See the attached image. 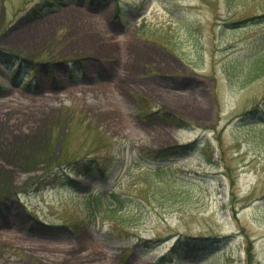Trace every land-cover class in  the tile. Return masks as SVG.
<instances>
[{
	"label": "rangeland",
	"instance_id": "374dc122",
	"mask_svg": "<svg viewBox=\"0 0 264 264\" xmlns=\"http://www.w3.org/2000/svg\"><path fill=\"white\" fill-rule=\"evenodd\" d=\"M263 8L0 0V47L23 60L14 76L0 60V264H264V75L226 66L264 48ZM100 136L115 158L105 176L59 171L66 144ZM141 151L172 154L146 166L174 160L164 175L190 180L178 200L124 175ZM91 186L125 193V229L90 215Z\"/></svg>",
	"mask_w": 264,
	"mask_h": 264
},
{
	"label": "trees",
	"instance_id": "16d2710c",
	"mask_svg": "<svg viewBox=\"0 0 264 264\" xmlns=\"http://www.w3.org/2000/svg\"><path fill=\"white\" fill-rule=\"evenodd\" d=\"M231 1V0H227ZM121 11L120 8L116 9V13L118 15H121L119 13ZM264 8L262 10V13L259 14L264 16ZM154 37V36H153ZM156 40L159 43H165L163 39L160 37H155ZM13 55L6 51L5 49L0 47V58L5 61L6 63L13 66L12 62H14ZM227 68L229 71H232L234 68H244V73L246 78L249 77H260L264 75V48L260 50L258 53H256L253 57L250 59L248 57H245L240 62H229L227 65ZM19 66L15 65L13 66V71L17 72L19 71ZM35 68H33L32 71H34ZM24 85V84H22ZM28 86H31L30 84ZM1 88V87H0ZM136 104L138 107H141L140 100L136 99ZM170 114L168 111H163V115ZM171 115V114H170ZM70 120V119H69ZM249 129L247 131V134L250 130H253L254 127H256V124H250ZM254 131V130H253ZM250 134V133H249ZM264 136V135H263ZM263 138V137H262ZM101 136L95 137L90 142V147H88L86 150L83 151V148L79 149H70L69 145L66 144L64 151L62 152L61 156L57 158V161H55L56 166L65 165L67 167V172L69 170H74L76 173L79 174H86L90 171H96L99 172L101 175H104L105 173L109 172L114 164V156L110 155V148L111 146L104 145L102 142ZM184 146H189L186 144H183ZM206 145H210V143L207 142ZM180 147V145H178ZM181 151L178 150L177 153ZM172 154H164L162 152H156L151 157H163L162 159H167ZM149 154H146L145 151H141L138 153V157L133 159V165L131 168L129 167L124 175L133 177L135 175V179L137 177H142L141 179L146 182V186L142 187L144 189L148 187L152 188L153 192L155 194H165L166 196L178 200L180 198L181 194L177 190L174 189V185L179 184L180 186H184V184L180 183H187L190 182V180H181L175 176L166 177L164 173L172 170V167L174 165V162L172 161L171 166H165V167H158V168H148L146 166V161L150 158ZM101 157H104L103 159ZM69 169V170H68ZM138 170V172H136ZM154 172L156 175V178H153L149 176L147 173ZM143 175H146L147 178L143 177ZM130 177V178H131ZM184 179V178H183ZM73 186H77V182L75 180H71ZM121 182L117 183L116 186H121ZM79 185V184H78ZM170 188H168V186ZM178 185V186H179ZM94 200L88 199V202L85 203V206L87 208V211L90 213V215H94L95 217H99L102 215V217H106L110 220L111 223L120 222L122 224V228L125 229V226L123 225L124 220H128V215L123 212L127 205V196L124 192L117 191L115 189H111L108 192H96L92 196ZM193 242H199L196 238H192L189 236L187 240L183 243V247L187 249L188 251H192L196 249L194 246H192ZM198 245L204 246V243H197ZM181 246L180 241L178 244L173 248L176 249V253L179 250V247ZM174 253V254H176Z\"/></svg>",
	"mask_w": 264,
	"mask_h": 264
}]
</instances>
